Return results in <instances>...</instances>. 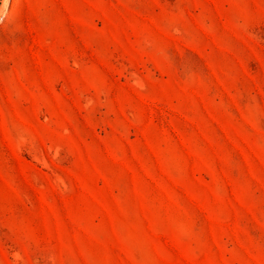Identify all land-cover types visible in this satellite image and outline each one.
<instances>
[{"label": "rangeland", "instance_id": "obj_1", "mask_svg": "<svg viewBox=\"0 0 264 264\" xmlns=\"http://www.w3.org/2000/svg\"><path fill=\"white\" fill-rule=\"evenodd\" d=\"M0 0V264H264V0Z\"/></svg>", "mask_w": 264, "mask_h": 264}, {"label": "bare ground", "instance_id": "obj_2", "mask_svg": "<svg viewBox=\"0 0 264 264\" xmlns=\"http://www.w3.org/2000/svg\"><path fill=\"white\" fill-rule=\"evenodd\" d=\"M6 3H7V0H4V2H3V7L4 8L6 7Z\"/></svg>", "mask_w": 264, "mask_h": 264}]
</instances>
